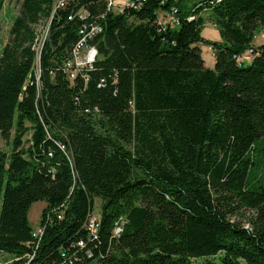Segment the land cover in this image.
<instances>
[{"label": "trees", "instance_id": "obj_1", "mask_svg": "<svg viewBox=\"0 0 264 264\" xmlns=\"http://www.w3.org/2000/svg\"><path fill=\"white\" fill-rule=\"evenodd\" d=\"M55 2L22 0L0 52L4 264H264V0H140L115 14L106 0ZM173 9L174 26L159 13ZM207 19L219 40L201 34ZM93 24L97 57L71 79ZM246 211L248 227L233 219Z\"/></svg>", "mask_w": 264, "mask_h": 264}, {"label": "rangeland", "instance_id": "obj_2", "mask_svg": "<svg viewBox=\"0 0 264 264\" xmlns=\"http://www.w3.org/2000/svg\"><path fill=\"white\" fill-rule=\"evenodd\" d=\"M21 1L22 0H3V6H2V9L0 11V52L2 50V47L4 46V44L7 41L10 25H11L14 17L18 13ZM119 1L120 0H115L114 1L115 5L117 3H119ZM192 1H194V0H189V2H192ZM113 7H111L110 9H107V10H111L113 14H115V11L120 10V8H115V6H113ZM172 12H176V11H174V10L168 11L167 15L172 16L175 19H177L175 13H172ZM159 13H160V16L162 18L167 19V16L163 15L162 12H159ZM169 19H171V18H168V20ZM162 21H165V20H162ZM207 21H208V19H207ZM43 23H44V25L41 24V26H39L37 28V34L39 35V37H37V39H38L37 44L35 45V43H34V45H33V49L37 51V55L35 58L36 59L35 69H36L37 74L39 73L38 60H39L40 50L42 48L43 42L47 39V36L49 34V25L51 23V20L48 19L47 22H43ZM175 23H173V24H175ZM201 34L205 38L210 39V40H219L220 39L218 30H217L216 26L211 22V20L206 22L203 25ZM253 41H254V44H256V45L264 44V27L260 28V31H258L256 33ZM200 47H201V55L204 59L205 65L208 67H213L214 57H213V52H212L210 46L207 44H201ZM79 54H80L79 56L81 57L83 54V51H80ZM242 59H246V63H248L252 59L251 51H247L246 53H244V55L242 56ZM69 68H70V66H69ZM12 133H13V131H12ZM28 137H29L28 135H25L23 137V140L28 138ZM24 145H26V144L24 143ZM11 148H12V136L9 140H4L0 135V151L4 152L5 154H9L11 151ZM100 203H101L100 199L96 198L95 202H94L93 210L91 211V214L88 218V222H90V220L98 219V216H100V214H99L100 213ZM44 207H45L44 202L37 201V202L33 203L31 205V207L29 208L28 219H29V222H30L32 229L35 233L39 231L38 230L40 228L39 220H40V216H41V213H42V210ZM250 215H251V213L246 211L245 213H241V214L236 215L235 218H233V219L235 221H240L241 224H244L246 227H248L247 219H248V217H250ZM3 257H4V255L0 254V264L5 263L3 261L4 260ZM240 263L246 264L243 261H241Z\"/></svg>", "mask_w": 264, "mask_h": 264}, {"label": "built area", "instance_id": "obj_3", "mask_svg": "<svg viewBox=\"0 0 264 264\" xmlns=\"http://www.w3.org/2000/svg\"><path fill=\"white\" fill-rule=\"evenodd\" d=\"M68 1L70 0H57V8L64 7ZM114 1L115 0H106V3H107V9H110L113 6H115V8H120V10H117L115 12H122L124 7H129V6L136 7L137 4H140L139 3L140 0H120L119 3H117L116 5ZM173 10L175 11V9ZM77 15L80 16L81 18H84L87 16V12L85 10L80 9L77 11L76 16ZM168 18H171L168 20L170 21V24L175 23L177 20L174 17L167 15V19ZM99 31H100V26H98L97 24L91 25L89 30L87 26L85 25L83 29L80 31L82 33V37L78 40V42L74 46L72 59L67 63L68 68L69 66H70V69L73 68L69 75L71 79H73L76 76L77 72H81L82 69L90 68L91 64L96 59L97 54H98L97 49L94 46L89 45L87 41L90 40L93 36H95ZM80 51H83V54L81 57L79 56ZM96 225H97V219L90 220V222L87 225V229L90 231V233L93 236H94V229H96ZM38 230L39 231L36 233L33 231L34 236L41 234L42 232L41 227ZM82 244H83L82 241H79V245H82Z\"/></svg>", "mask_w": 264, "mask_h": 264}, {"label": "bare ground", "instance_id": "obj_4", "mask_svg": "<svg viewBox=\"0 0 264 264\" xmlns=\"http://www.w3.org/2000/svg\"><path fill=\"white\" fill-rule=\"evenodd\" d=\"M54 8H55V9L57 8V0H56V2H55V4H54ZM36 44H37V43H36ZM118 230H119V229H116L115 232H118Z\"/></svg>", "mask_w": 264, "mask_h": 264}]
</instances>
